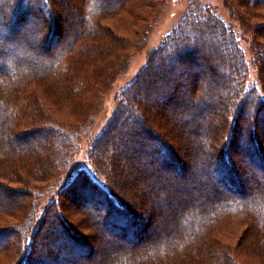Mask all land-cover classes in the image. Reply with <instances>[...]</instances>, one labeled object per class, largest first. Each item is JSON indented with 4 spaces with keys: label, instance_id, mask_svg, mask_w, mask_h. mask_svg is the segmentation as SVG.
I'll use <instances>...</instances> for the list:
<instances>
[{
    "label": "trees",
    "instance_id": "trees-1",
    "mask_svg": "<svg viewBox=\"0 0 264 264\" xmlns=\"http://www.w3.org/2000/svg\"><path fill=\"white\" fill-rule=\"evenodd\" d=\"M129 1L0 0V264H264V0L234 6L261 92L230 26L191 9L121 89L88 148L92 174L73 171L129 44L105 20L133 16ZM29 15L36 41L17 34ZM36 88L71 119L50 118ZM39 131L44 145L25 140Z\"/></svg>",
    "mask_w": 264,
    "mask_h": 264
},
{
    "label": "rangeland",
    "instance_id": "rangeland-1",
    "mask_svg": "<svg viewBox=\"0 0 264 264\" xmlns=\"http://www.w3.org/2000/svg\"><path fill=\"white\" fill-rule=\"evenodd\" d=\"M234 6L239 8L237 0H130L129 7L131 11L135 13L133 16L128 15L124 9L105 20V23L112 26L115 32L122 35V38L126 39L129 44L126 45L127 48L125 50L117 52L118 55L116 54V63H118V65L112 74H109L106 78L108 82L103 88V92L95 94V98H98L97 102L99 112L92 116L93 122L90 131L86 135L79 138V148L73 157L74 172H76L79 168H83L92 174L91 164L87 158L88 148L95 135L104 127L106 122L114 113L119 102L121 89H123L136 77L138 72L149 61V58L155 48L165 40L169 33H171V31L181 21L187 11L191 9L201 10L207 7L211 9L214 14L219 16L224 23L230 26L238 39V43L248 64L246 85L248 88L255 87L259 92H261V84L258 81V67L255 57L259 50L256 51L253 46L254 35H252L251 31L242 27L241 23L238 21L235 15L236 10L234 9ZM67 9L68 7L64 8L65 12L68 11ZM42 15H44V12H42ZM41 30L42 26L39 23L38 18L29 15L23 20L17 34L19 36L27 37L31 41H36V39L39 38ZM65 32L66 33L64 34L68 35L70 30H66ZM262 40L264 41V39ZM206 41H215V37L207 39ZM59 44L60 42L55 43V45L50 48V51L56 50ZM122 54L123 56L125 55V57L123 58L122 56L123 59L121 58L120 61L118 58ZM214 63L215 67L220 70L219 60L215 59ZM210 73L211 72L208 71L206 72V74ZM36 92L38 103L41 105L42 110H47L49 112L50 118L56 120L58 118L66 120L71 119V117L67 116V110L57 109V106L48 105V103L41 96L40 88H36ZM16 125L17 124L13 125V128H15ZM32 137L35 140H40V143L44 145L41 131L35 132L33 135L26 136L25 140H31ZM240 164L243 167L246 165L245 162H241ZM252 168L254 167L252 166ZM256 170L258 171V176L261 179L264 172L258 168H256ZM56 191L57 188L54 186L51 190V194L41 203L39 215L36 219L35 225L42 215L46 205L56 196ZM191 193H194V191L189 189L187 193H185L183 189V191L179 193V196L181 198L183 196L191 197ZM167 225H169V223L166 224V226ZM161 232L162 231H158L159 235ZM105 236L112 235L108 233L105 234ZM156 236L149 237L147 240L145 238V240H142L139 243L145 244L149 240L154 242L156 240ZM100 240L101 238H98L93 241L95 246L97 245L100 250L108 249L111 251L113 246H100ZM123 241L124 243L130 245L126 240ZM112 251H114V248Z\"/></svg>",
    "mask_w": 264,
    "mask_h": 264
}]
</instances>
